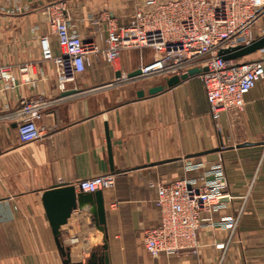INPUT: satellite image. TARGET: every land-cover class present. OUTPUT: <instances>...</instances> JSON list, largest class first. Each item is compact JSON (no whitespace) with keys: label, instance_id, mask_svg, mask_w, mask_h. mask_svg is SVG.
Wrapping results in <instances>:
<instances>
[{"label":"crops","instance_id":"obj_1","mask_svg":"<svg viewBox=\"0 0 264 264\" xmlns=\"http://www.w3.org/2000/svg\"><path fill=\"white\" fill-rule=\"evenodd\" d=\"M54 2L64 3L84 38L102 49L110 20L120 29L141 4L0 0V65H11L17 73L22 64L35 65L29 82L18 77L6 88L0 81V264H64L43 193L56 184L105 174L115 176L114 186L103 190L105 232L90 224V213L79 208L60 227L73 262L85 264L93 251H103L107 239L111 264H264V78L245 96L244 110L222 114L221 131L199 76L155 95L148 90L161 84V77L116 82L119 72L127 74L152 61L150 49H123L113 62L96 54L86 71L61 90L54 64L42 59L40 46V37L49 30L45 6ZM52 44L58 55L54 35ZM259 53L264 56V50ZM140 89L145 90L143 98L137 96ZM37 95L54 101L40 121L49 131L24 143L12 114L23 98ZM200 159L225 165L236 199L216 216L231 215L243 206L236 234L228 244V231L206 227L200 231L197 253L154 259L143 240L159 223L156 186L184 176L187 163ZM222 242L226 247L217 248Z\"/></svg>","mask_w":264,"mask_h":264},{"label":"built area","instance_id":"obj_2","mask_svg":"<svg viewBox=\"0 0 264 264\" xmlns=\"http://www.w3.org/2000/svg\"><path fill=\"white\" fill-rule=\"evenodd\" d=\"M44 12L49 30L40 37L42 59L53 62L61 90L86 71L96 54L102 53L113 62L123 49H150L153 60L141 66L142 75L134 79H164L185 74L194 67L207 68L197 76L203 82L216 129L221 131L222 114L244 110L245 96L264 78V56L225 60L220 55L221 50L249 45L264 35V0H141L129 24L118 29L110 20L104 49L96 41L84 38L65 13L64 3L46 5ZM53 35L58 42V55L54 54ZM34 67L33 63L22 64L18 74L13 66L0 65V81L6 88L14 85L18 77L29 82ZM128 80L132 79L123 74L116 82ZM52 104L53 100L42 95L21 100L12 117L18 122L22 142L41 139L48 133L40 121ZM186 171L184 176L156 186L159 223L146 231L143 240L154 259L197 253L200 231L206 227L228 231V244L236 234L243 206L234 208L231 215L216 216L236 199L229 190L224 163L191 160ZM114 184L113 174L73 183L83 192L105 190ZM226 243L217 244V248H225Z\"/></svg>","mask_w":264,"mask_h":264},{"label":"water","instance_id":"obj_3","mask_svg":"<svg viewBox=\"0 0 264 264\" xmlns=\"http://www.w3.org/2000/svg\"><path fill=\"white\" fill-rule=\"evenodd\" d=\"M262 49H264V35L255 39L249 45H242L234 48L221 50L220 55L225 60L240 59L252 55ZM206 70L207 68L202 69L199 67H194L189 69V71L185 74L165 77L161 84L150 87L148 90V94L155 95L167 89H171L181 84L182 82L188 80L189 78L197 76L198 74ZM117 75L118 78L122 76L120 72ZM126 75L127 79H134L142 75V69L139 67L127 73ZM65 93L69 94L70 92ZM145 94L146 93L144 89H140L137 92V96L139 98H143ZM106 137L108 141L109 159L113 167V150L107 124ZM220 149L221 148L207 150L196 155H205ZM43 201L48 215V219L55 235L57 246L61 251L62 255L64 256V264H83L82 262H73L71 260L70 248L65 247L62 244L60 227L68 222L73 210L79 208L80 210L90 213V224H95L98 230L105 232L106 209L103 190H97L95 192H77L73 184L60 183L51 186L50 188L44 191ZM85 264H111L110 250L107 239L103 246V251L101 253H99L97 250L93 251L91 257L87 260Z\"/></svg>","mask_w":264,"mask_h":264},{"label":"rangeland","instance_id":"obj_4","mask_svg":"<svg viewBox=\"0 0 264 264\" xmlns=\"http://www.w3.org/2000/svg\"><path fill=\"white\" fill-rule=\"evenodd\" d=\"M261 58L262 57V55H261V53H259V51L256 53V54H254V55H250V56H248V57H246L245 59H255V58Z\"/></svg>","mask_w":264,"mask_h":264}]
</instances>
